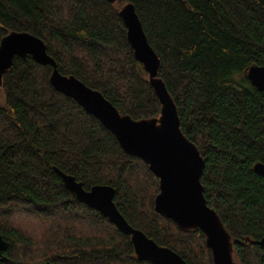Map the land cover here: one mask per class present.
<instances>
[{"label": "trees", "instance_id": "16d2710c", "mask_svg": "<svg viewBox=\"0 0 264 264\" xmlns=\"http://www.w3.org/2000/svg\"><path fill=\"white\" fill-rule=\"evenodd\" d=\"M133 3L184 134L198 146L208 203L240 264H264V91L246 77L264 65V0H0V44L13 31L42 38L61 73L101 91L123 114L153 118L161 103L120 15ZM52 66L15 56L0 83V264H154L131 236L81 202L54 167L89 189L112 185L129 223L189 264H214L200 229L155 209L159 178L114 133L51 83Z\"/></svg>", "mask_w": 264, "mask_h": 264}, {"label": "water", "instance_id": "95a60500", "mask_svg": "<svg viewBox=\"0 0 264 264\" xmlns=\"http://www.w3.org/2000/svg\"><path fill=\"white\" fill-rule=\"evenodd\" d=\"M116 3L118 0H109ZM128 30V38L136 58L144 65L148 79L161 103L157 117L135 119L123 114L104 94L88 86L74 75L60 72L56 60L48 53L45 41L25 31H13L0 44V83L3 74L12 65L15 56H32L41 64L52 66L50 80L62 93L75 99L88 113L94 115L111 130L122 148L129 154L144 160L160 181V192L155 198V209L172 219L183 230L200 229L212 250L214 264H240L235 258L234 240L225 227L221 216L205 196L202 174L205 160L198 146L181 128L177 104L159 75L161 61L150 45L142 22L133 3L120 8ZM247 79L264 91V65H253L246 72ZM65 186L88 206L101 214L131 236L135 253L140 260L154 264H189L178 252L158 244L143 230L132 226L115 203V188L112 185L96 184L87 189L82 181L54 167ZM254 169L264 175V164L258 162ZM264 246V237L254 241ZM0 234V260L9 247ZM43 264H51L45 262Z\"/></svg>", "mask_w": 264, "mask_h": 264}, {"label": "rangeland", "instance_id": "374dc122", "mask_svg": "<svg viewBox=\"0 0 264 264\" xmlns=\"http://www.w3.org/2000/svg\"><path fill=\"white\" fill-rule=\"evenodd\" d=\"M237 261V260H236Z\"/></svg>", "mask_w": 264, "mask_h": 264}]
</instances>
